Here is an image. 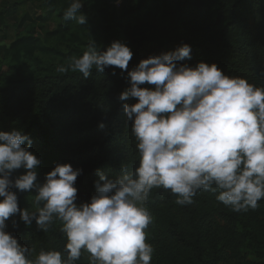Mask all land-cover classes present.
I'll return each mask as SVG.
<instances>
[{"label":"trees","instance_id":"1","mask_svg":"<svg viewBox=\"0 0 264 264\" xmlns=\"http://www.w3.org/2000/svg\"><path fill=\"white\" fill-rule=\"evenodd\" d=\"M115 1L82 0L86 25L63 19L71 0L0 4V26L26 4L56 14L51 31L42 17L23 14L14 25L15 38L0 48V131L21 129L32 140L30 151L41 161L40 183L57 163L81 169L75 182L78 205L90 201L100 175L116 180L139 162L123 110V104L137 101L119 100L130 87L127 71L93 69L87 80L78 72L56 71L70 57H80L91 38L101 51L114 41L128 46L133 53L128 71L149 56L187 44L191 59L179 64L215 63L225 75L264 87V0H122L127 7L120 12ZM151 9L157 17L149 16ZM21 174L22 169L13 175ZM32 195L17 192L20 209L32 210ZM175 199L154 189L147 202L153 217L146 241L154 249L151 264H264V200L255 210L236 213L203 190L192 205L179 206ZM6 224L21 245L35 249L33 258L42 249H64L59 222L48 233L34 221L25 227L18 215ZM87 255L76 264H88Z\"/></svg>","mask_w":264,"mask_h":264},{"label":"clouds","instance_id":"2","mask_svg":"<svg viewBox=\"0 0 264 264\" xmlns=\"http://www.w3.org/2000/svg\"><path fill=\"white\" fill-rule=\"evenodd\" d=\"M83 7L82 0H71L63 19L86 25ZM190 53L183 44L128 71L133 56L128 46L114 41L101 51L91 38L80 57L56 68L85 80L93 69L127 71L130 87L119 100L137 101L123 104V110L138 166L116 180L100 175L90 201L78 205L81 169L57 163L40 183L41 161L30 151L32 140L21 129L0 131V264H76L84 253L88 264H151L154 249L146 241L153 217L147 202L154 189L175 195L179 206L192 205L203 190L236 213L258 207L264 200V87L225 75L215 63H178L191 59ZM21 169L23 174L13 175ZM17 192L34 193L32 210L19 208ZM16 215L25 227L34 221L42 233L59 222L63 251L42 249L33 258L35 249L6 231Z\"/></svg>","mask_w":264,"mask_h":264},{"label":"rangeland","instance_id":"3","mask_svg":"<svg viewBox=\"0 0 264 264\" xmlns=\"http://www.w3.org/2000/svg\"><path fill=\"white\" fill-rule=\"evenodd\" d=\"M14 1L17 0H0V4L2 2L12 3ZM112 5L118 12L127 7V4L125 2H122V0H117L112 3ZM25 13L33 18L42 17L43 19H45V25L49 31L54 30L57 26L58 20L56 14H54L53 12L41 13L36 9V6H29L28 4H26L21 7L18 16L14 17L13 19L7 20L3 26H0V48L8 47L11 41L15 38L14 25L19 22L20 17ZM158 14V11L155 9H151L149 11L150 17H157Z\"/></svg>","mask_w":264,"mask_h":264}]
</instances>
